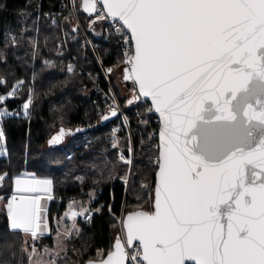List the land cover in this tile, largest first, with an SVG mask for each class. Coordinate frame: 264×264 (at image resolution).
I'll return each instance as SVG.
<instances>
[{"label":"snow or ice","instance_id":"6c2138e0","mask_svg":"<svg viewBox=\"0 0 264 264\" xmlns=\"http://www.w3.org/2000/svg\"><path fill=\"white\" fill-rule=\"evenodd\" d=\"M97 3L131 33L127 103L150 97L162 127L154 211L122 221L127 246L140 248L129 253L117 237L89 264H264V0H83L102 20ZM14 94L0 95V119ZM11 199L8 231L43 235L40 198Z\"/></svg>","mask_w":264,"mask_h":264},{"label":"trees","instance_id":"16d2710c","mask_svg":"<svg viewBox=\"0 0 264 264\" xmlns=\"http://www.w3.org/2000/svg\"><path fill=\"white\" fill-rule=\"evenodd\" d=\"M59 1L0 0V81L4 82L0 88L7 90L21 82L17 96L8 98L5 104L13 109L29 96L32 99L27 115L6 116L2 120L7 154L0 155V175L6 174L0 182V197L6 198L13 191L14 178L19 175L52 181V196L46 209L48 233L33 240L26 238L22 230L9 232L7 210H0V233L4 236V242H0V264H31L29 246H53L56 221L67 211L72 198L87 195L91 189L99 192L90 204L89 219L78 218L79 232L67 239L61 256L52 264H84L89 259L104 257L118 235L120 216L153 206L159 137L153 135L152 129L158 130L159 124L145 114L139 100L127 103L135 95L136 85L132 80L121 82V70L116 63L112 83L130 115L133 144V163L120 160L118 149L105 138L110 128L119 123V116H110L106 107L97 109L84 75L76 70L69 72L67 63L62 61L48 62L55 56L57 42L64 32L73 50L82 51L71 22L54 25L46 16ZM80 1V16L89 24L91 17L81 9ZM98 28L96 22L91 24L97 51L104 62H115L121 56L120 47L97 36ZM136 109L138 115L134 114ZM103 116L109 118L104 120ZM78 126L87 130L70 135L55 147L48 145L51 136L61 128ZM120 133L126 148L130 145L129 133L126 128ZM71 152L73 156L69 157ZM126 152L131 154L128 148Z\"/></svg>","mask_w":264,"mask_h":264},{"label":"built area","instance_id":"2783aa9c","mask_svg":"<svg viewBox=\"0 0 264 264\" xmlns=\"http://www.w3.org/2000/svg\"><path fill=\"white\" fill-rule=\"evenodd\" d=\"M97 9L99 14L104 15L106 18L102 20L97 19L95 13L91 16L92 21L89 22V24H86L80 16L78 0H60L54 9L46 13V16L54 25L71 22V25L77 32L79 45L82 49L81 53H77L73 50L66 32H64L63 36L57 42L55 56L50 58L48 62L53 63L57 60L62 61L63 63H67L68 68L71 67L73 71L76 70L79 74L84 75V77L88 80L86 85L89 89L92 101L96 104L99 111H101L103 107H106L109 111L112 109L117 111L120 121L118 124H115L110 128L105 138L106 140L111 141L113 148L118 149L120 160L132 164L133 144L130 131L131 119L130 115L125 110L115 87L113 86L111 76L116 63H119L122 79L125 76V69H130V66L124 63V59L125 54L133 48V45L130 43L131 34L123 26V23L108 16L101 4L98 3ZM94 22H96L99 27L98 30H96L97 36H103L105 41L112 42L114 45L120 47L121 56L119 59H116L115 62H104L100 57L96 47V36H92L90 33L91 24ZM108 69H112V71L109 72ZM139 101L140 105L145 108V114L148 117H153L156 124H159L160 127V118L153 111H148L149 108H152L150 102L144 98H140ZM134 114L138 115L139 109H136ZM122 128H126L130 136V145L126 147L131 152L130 155L127 154L126 148L121 143L122 134L120 133V130ZM152 133L153 135H159V128L157 130L154 127L152 129ZM114 144L116 145L115 147L113 146ZM68 156L72 157L73 152L69 153ZM141 185L143 188L147 187L146 183L143 181L141 182ZM73 201L74 200L71 199V202ZM78 213H83L77 215L78 218H83L87 221L91 215L90 205L82 207L78 210ZM120 220L123 233L122 238L127 247V251L129 253L134 252L140 248V243L136 242L131 248L127 246V238L122 224V215L120 216Z\"/></svg>","mask_w":264,"mask_h":264},{"label":"rangeland","instance_id":"374dc122","mask_svg":"<svg viewBox=\"0 0 264 264\" xmlns=\"http://www.w3.org/2000/svg\"><path fill=\"white\" fill-rule=\"evenodd\" d=\"M89 21L91 22L92 20H89ZM119 78H122V75H120ZM124 81L126 80L123 79V81L121 82L124 83ZM20 84L21 82H17L14 86H12L11 88L7 90H2L0 88V95H6L8 92H11L13 91V89H15V94L9 97V98H15L17 96V90L19 89ZM121 87L125 90V86L121 85ZM124 90H122V92L126 94ZM24 103H22L20 107H15L13 109L8 107V105L4 103L3 108L8 113L4 117L18 115V114L25 115V109L23 108ZM27 113H29V109H27ZM3 118L0 119V127H3L2 125ZM69 136H70L69 134L66 136V140L69 138ZM6 154H7V141H6V136H5V140L0 141V155L5 156ZM12 192L6 198L0 197V210L2 209L7 210V204L9 202H12V199H11ZM98 192L99 191L97 189H91L87 192V195L79 196L78 198H72L74 200L73 202H71L70 200L67 211L64 213V215L61 218H59L56 221L57 232L54 235L53 246L51 247L45 246L44 248H41V249L38 246H29L28 252L30 254L31 264H52L57 260L58 257L61 256L60 253L64 250L67 239L71 235L77 234L80 230L78 216L77 215L73 216L72 213L73 212L78 213L79 209H81L82 207L86 205H90L92 201L96 198ZM51 196H52L51 192L37 194V197L40 198L38 201L39 214L41 215V217H43V224L45 225L42 229L43 234L49 232V224H48L46 209H47L48 201L51 198ZM117 232L118 234L123 236L121 224H120V227L116 229V233ZM38 235H40L39 230H38ZM27 237L32 238L30 234H26V238ZM33 249H35V251H33ZM101 254H102V251H99L98 255L100 256Z\"/></svg>","mask_w":264,"mask_h":264},{"label":"water","instance_id":"95a60500","mask_svg":"<svg viewBox=\"0 0 264 264\" xmlns=\"http://www.w3.org/2000/svg\"><path fill=\"white\" fill-rule=\"evenodd\" d=\"M99 4H100V3H99ZM97 5H98V3H97ZM101 5H102V4H101ZM80 7H81L82 10H84L85 12H87L89 16H93V15L95 14V13H92L90 10H89V11H86V10L84 9V7H83V0H81V2H80ZM105 12H106V14H107L106 9H105ZM110 17H111V16H110ZM116 20L120 21L118 18H117ZM120 22L123 23L122 21H120ZM130 34H131V33H130ZM129 70H130V69H129ZM124 80H125V79H124ZM136 88H137V86H136ZM140 98H144V99L148 100V101L150 102V104H151V107H153V106H152V103H151V98H150V97H143V96H141ZM153 112H154V113L160 118V127H159V133H160V131H161V127H162L161 117H160V114L157 113L154 109H153ZM110 116H112V115L110 114ZM61 130H63V135H62V137L59 139V142H58V143L50 144L49 141L52 140L53 137L60 136ZM86 130H87V127H85V126H83V127H82V126H78V127H76V128H69V129L61 128L60 130H58L57 132H55V133L51 136V138H50L49 141H48V145H49L50 147H55V146H57V145H60V144L64 143L65 140H66V136H67L68 134H69V135H72V134H75L76 132H79V131H86ZM158 137H159V144H160V135H158ZM157 171H158V169L156 170L155 185H154V190H153V205H154L155 194H156V193H155V190H156L157 183H158ZM17 179H19V180L25 182V183L23 184V188H24V190H20V187H21V186L17 185V183H16V180H17ZM43 180H51V179H49V178H41V177H32V176H23V175L16 176V177L14 178V184H13V191H15V192L13 193L12 197L15 196V197L17 198V201H18V200L20 199V197H37V194H39V193H50L51 190H52V183H51V185L48 186L47 190H45V188H44V186H43L42 184H37V183H35L36 181H43ZM32 189H35V190H32ZM12 202H13V201H12ZM134 211H145V212H151V211H154V207L152 206V209H142V208H138V209H135V210L128 211V212L124 215V219H123V220L126 219L128 213H130V212H134ZM123 227H124V225H123ZM124 231H125V235H126V229H125V228H124ZM117 237H119V238L121 239L122 243L125 244V242H124V240H123V238H122V236H121L120 234H118ZM117 237L115 238V240H114V242H113L112 249H111L110 251H114V243H115ZM126 238H127V235H126ZM136 242H139V241H133V245H132L131 247H133L134 244H135ZM125 246H126V245H125ZM131 247H130V248H131ZM126 250H127V247H126ZM110 251H108V252L105 254L104 257H102V258H100V259H89V260H87L84 264H89L90 261H99V260H101V259H105V258H107V254H108Z\"/></svg>","mask_w":264,"mask_h":264},{"label":"bare ground","instance_id":"6f19581e","mask_svg":"<svg viewBox=\"0 0 264 264\" xmlns=\"http://www.w3.org/2000/svg\"><path fill=\"white\" fill-rule=\"evenodd\" d=\"M14 192H15V191L12 192V195H13ZM123 219H124V216L122 215V220H123Z\"/></svg>","mask_w":264,"mask_h":264}]
</instances>
